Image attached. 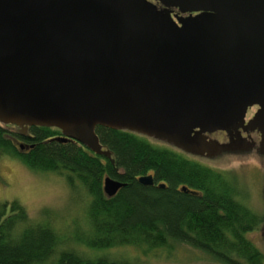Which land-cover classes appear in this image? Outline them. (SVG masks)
Listing matches in <instances>:
<instances>
[{"label": "water", "instance_id": "1", "mask_svg": "<svg viewBox=\"0 0 264 264\" xmlns=\"http://www.w3.org/2000/svg\"><path fill=\"white\" fill-rule=\"evenodd\" d=\"M0 123L55 127L105 157L96 126L209 158L257 129L264 152V0H0Z\"/></svg>", "mask_w": 264, "mask_h": 264}, {"label": "trees", "instance_id": "2", "mask_svg": "<svg viewBox=\"0 0 264 264\" xmlns=\"http://www.w3.org/2000/svg\"><path fill=\"white\" fill-rule=\"evenodd\" d=\"M95 131L110 157L56 139L55 127L29 126L22 136L0 123V157L63 175L87 197L83 222L68 230L55 227L48 209L31 217L17 200L0 202V264H130L104 251L130 245L168 255L175 244L221 264H264V253L247 235L264 215L244 204L236 177L128 130ZM146 174L152 185L138 181ZM107 176L125 183L111 197L103 190Z\"/></svg>", "mask_w": 264, "mask_h": 264}, {"label": "rangeland", "instance_id": "3", "mask_svg": "<svg viewBox=\"0 0 264 264\" xmlns=\"http://www.w3.org/2000/svg\"><path fill=\"white\" fill-rule=\"evenodd\" d=\"M191 156L236 177L244 204L264 215V158H251V155L234 157L230 154L212 158ZM12 200L23 205L31 217L48 209L53 213L55 227L64 230L71 229L73 222H83L87 203L84 189L81 186L71 189L63 175L34 170L18 158L3 155L0 157V202ZM247 235L264 253V222ZM104 252L108 257L124 259L130 264H221L209 260L186 244H175L168 255L159 250L144 252L130 245L113 247Z\"/></svg>", "mask_w": 264, "mask_h": 264}, {"label": "flooded vegetation", "instance_id": "4", "mask_svg": "<svg viewBox=\"0 0 264 264\" xmlns=\"http://www.w3.org/2000/svg\"><path fill=\"white\" fill-rule=\"evenodd\" d=\"M172 15L178 13L176 8H171ZM259 109L258 104H254L250 106L247 109L246 113V121H248L250 118L254 116L256 111ZM6 126L12 128L15 130L18 129L16 126L7 124ZM28 129V128H27ZM27 134V132H26ZM22 135V136H26ZM209 137L217 139L219 142H227L229 140V136L224 131H216L211 134H209ZM238 137L242 140H245V142H250L251 145L247 149L242 150H233V151H224L220 154H218L216 157L224 155V154H230L234 157H244V156H250L251 158L261 159L264 158V152L260 147V140H261V134L257 129L254 130H245L243 128L239 129ZM234 138V136H233ZM242 145V144H240Z\"/></svg>", "mask_w": 264, "mask_h": 264}]
</instances>
